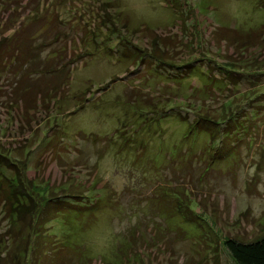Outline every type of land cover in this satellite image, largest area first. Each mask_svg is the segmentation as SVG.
I'll return each mask as SVG.
<instances>
[{"label":"rangeland","instance_id":"1","mask_svg":"<svg viewBox=\"0 0 264 264\" xmlns=\"http://www.w3.org/2000/svg\"><path fill=\"white\" fill-rule=\"evenodd\" d=\"M262 24L259 0H0V160L88 197L37 236L0 206V264H236L225 237L264 236V113L224 160L186 136L194 107L250 87L207 97L233 55L213 30L257 36L264 58Z\"/></svg>","mask_w":264,"mask_h":264},{"label":"trees","instance_id":"2","mask_svg":"<svg viewBox=\"0 0 264 264\" xmlns=\"http://www.w3.org/2000/svg\"><path fill=\"white\" fill-rule=\"evenodd\" d=\"M259 3L264 5V0H259ZM258 30V36H261L260 39L264 41V24ZM212 38L214 42L223 41L227 47L232 48L233 55L226 57V61L222 63H216V71L219 74L217 79L219 80L210 79L207 97L208 95L213 96L211 86L218 85L220 88L219 85L222 82H236L242 79L250 82V87L246 91L238 92V95L231 98L228 104H223L221 109L217 107L210 109L209 105L208 107L200 105L198 109L194 107V117L189 123L186 137L190 138L195 131L196 134L205 132L211 139L209 142L210 156L214 162L228 158L236 151L234 146L239 145L241 140L246 138V143L251 144L252 142L253 132H250V127L254 126L256 119L253 115L261 117L264 113V81H260L261 77H264V58L257 56L255 49L258 44L254 43L255 38L257 41V36L253 38L250 33L220 26L213 30ZM123 40L122 37L120 41ZM155 43L156 41L152 43L153 47L151 48H154ZM122 46L130 50V43ZM138 51L139 48L136 47L133 51L136 57L133 59H138ZM154 51L151 50L154 55L145 53L143 58L146 56L155 59ZM237 74L238 78H236ZM250 102L253 104L248 105ZM237 126L241 127L243 138L238 139ZM246 147L249 148L248 145ZM11 167L7 159L0 160V206L1 212L10 220L12 226L17 228V233H21L20 225L28 220L30 221L29 226L27 225L29 233L37 236L45 224L59 218L62 213L70 211L73 209L72 206L78 205V207L84 208L81 200L76 203L70 201V198L75 199V197L88 198L86 193L84 194V190L81 191V195H78L80 189L79 192H73L77 189L67 187L65 184L50 186L49 183L29 180L22 168L12 167L13 173L9 170ZM189 202L181 205L182 207L180 205L176 207L177 212L186 220L187 209H190L189 204H191ZM163 205L161 204L160 207L168 206ZM196 218L195 223L199 219ZM223 243L236 264H264V236L247 243L225 237ZM19 257L21 256L15 255V258Z\"/></svg>","mask_w":264,"mask_h":264}]
</instances>
